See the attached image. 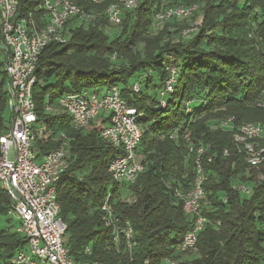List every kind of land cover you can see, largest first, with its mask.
Instances as JSON below:
<instances>
[{
	"label": "trees",
	"instance_id": "obj_1",
	"mask_svg": "<svg viewBox=\"0 0 264 264\" xmlns=\"http://www.w3.org/2000/svg\"><path fill=\"white\" fill-rule=\"evenodd\" d=\"M73 1L94 17L68 21L64 31L69 40L46 48L33 89L39 119L52 132L48 142L38 143V150H56L68 142L69 168L57 194L70 255L101 264H142L147 258L151 264H165L166 257L176 264H262L264 163L250 167L233 141V131L222 122L234 117L236 125L259 121L264 126V0H143L125 12L113 36L108 28L115 26L104 13L107 4ZM176 4L197 5L195 12L203 14V24L188 38L182 33L190 26L187 18L156 25V13ZM34 5L33 0H20L19 14ZM169 66L177 72L174 90L161 96L171 75ZM7 84L0 55V136L9 119ZM112 86L142 114L144 134L137 154L146 168L130 186L113 187L109 172L121 149L97 128L74 127L59 104L69 93ZM48 105L54 110H47ZM191 145H209L213 155L212 162L204 163L207 179L201 200L209 221L198 249L180 251L193 217L184 212L174 190L187 192L193 186L196 156ZM244 182L254 187L250 195L233 188ZM108 190L117 214L133 224L137 244L131 251L107 246L110 230L100 206ZM126 192L130 195L123 198ZM11 208L0 184V264H12L15 253L27 244L15 228L3 225Z\"/></svg>",
	"mask_w": 264,
	"mask_h": 264
},
{
	"label": "built area",
	"instance_id": "obj_2",
	"mask_svg": "<svg viewBox=\"0 0 264 264\" xmlns=\"http://www.w3.org/2000/svg\"><path fill=\"white\" fill-rule=\"evenodd\" d=\"M33 1L35 5L31 9L19 14L20 0H0V55L8 76L5 88L10 113L7 131L0 136V184L11 198L12 208L9 212L19 222L15 230L27 240L26 247L15 253L12 264H101L94 260H74L65 245L68 227L60 215L57 192L62 176L69 168L68 142L64 140L56 150H38V143L48 142L52 132L39 119L33 93L37 66L46 48L69 40V33L64 31L68 21L75 19L81 23L94 15L73 0ZM142 1L90 0L96 5L107 4L104 13L113 26H119L125 12L136 9ZM197 8V5L185 4L166 6L156 13V25L173 18H189ZM197 25L186 27L183 36L190 37ZM168 69L171 75L165 82L161 96L174 90L176 68L169 66ZM134 89L139 91V83L134 84ZM59 104L70 115L74 127L97 128L105 140L121 149V153L109 165L113 187L133 185L146 168L137 154L144 134L139 122L142 114L128 105L119 87L69 93L60 98ZM162 105L165 106L164 101ZM47 110L54 109L48 105ZM234 119L227 118L222 126L233 131V141L237 149L244 153L247 164L252 168L259 167L264 163L263 124L251 121L236 125ZM61 136L66 137L64 134ZM189 150L195 152L196 156L193 186L187 192L180 188L174 190L175 197L183 202L184 212L193 217V223L178 247L180 251L198 249L199 235L209 221L202 214L201 200L207 179L204 163L212 162L213 155L209 154V145L198 148L191 145ZM224 154L228 155L229 151L225 150ZM233 188L247 195L254 189L253 185L245 182L235 183ZM111 197L112 190H108L100 206L101 219L110 230L107 246L115 247L118 251L125 247L131 251L137 244L133 224L117 214ZM86 253L91 254L90 247H87ZM164 261L166 264L177 262L171 257H166ZM142 264H151V259H145Z\"/></svg>",
	"mask_w": 264,
	"mask_h": 264
},
{
	"label": "rangeland",
	"instance_id": "obj_3",
	"mask_svg": "<svg viewBox=\"0 0 264 264\" xmlns=\"http://www.w3.org/2000/svg\"><path fill=\"white\" fill-rule=\"evenodd\" d=\"M186 20V22H187V24L188 25H191V24H198L197 26H198V29H199V27L203 24V22H204V18H203V14L200 12V11H198V12H195L190 18H187V19H185ZM187 25V26H188ZM157 27H159V26H157ZM109 29V33L113 36V35H115V33H117L119 30H120V28L119 27H117V26H115V27H109L108 28ZM197 31V30H196ZM10 116V113L8 112V117ZM96 127V126H95ZM130 195V194H129ZM128 193L126 192V193H124V194H122V197L123 198H127L128 196ZM8 221L7 222H5L3 225L4 226H9V227H12L13 229L14 228H17L18 227V225H19V222H18V219H17V217L15 216V215H12V214H10L9 216H8ZM166 264V263H165Z\"/></svg>",
	"mask_w": 264,
	"mask_h": 264
}]
</instances>
